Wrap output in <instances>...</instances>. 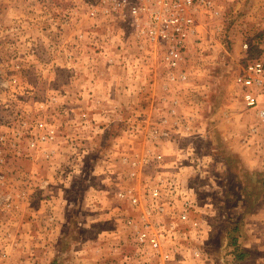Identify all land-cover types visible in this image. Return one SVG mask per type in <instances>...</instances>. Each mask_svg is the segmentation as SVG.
I'll list each match as a JSON object with an SVG mask.
<instances>
[{
    "label": "rangeland",
    "instance_id": "1",
    "mask_svg": "<svg viewBox=\"0 0 264 264\" xmlns=\"http://www.w3.org/2000/svg\"><path fill=\"white\" fill-rule=\"evenodd\" d=\"M215 1L172 68L99 0H0V264H264V1Z\"/></svg>",
    "mask_w": 264,
    "mask_h": 264
},
{
    "label": "built area",
    "instance_id": "2",
    "mask_svg": "<svg viewBox=\"0 0 264 264\" xmlns=\"http://www.w3.org/2000/svg\"><path fill=\"white\" fill-rule=\"evenodd\" d=\"M104 6H111L117 17L127 21L128 30L137 34H146L152 42L167 45L169 52L165 60L170 67H178L182 59V51L190 36L197 33V15L206 12L211 17L221 16V10L215 0H99ZM108 10L104 13L107 14ZM98 10L92 8L90 16L96 17ZM146 18L145 28L140 24ZM248 44L245 45L247 49ZM241 96L244 104L256 112L264 126V61L255 60L248 63L244 74L238 77ZM259 128H252L251 134L256 136ZM53 137V136H52ZM264 148V135L261 137ZM123 195V194H122ZM157 196V192H154ZM136 203V200H134ZM187 219V214L181 216ZM143 234L140 241H144ZM13 264H35L32 261L15 262Z\"/></svg>",
    "mask_w": 264,
    "mask_h": 264
},
{
    "label": "crops",
    "instance_id": "3",
    "mask_svg": "<svg viewBox=\"0 0 264 264\" xmlns=\"http://www.w3.org/2000/svg\"><path fill=\"white\" fill-rule=\"evenodd\" d=\"M264 1V0H263ZM263 5V2H262ZM247 153V152H246ZM243 161L245 163V165L247 166L248 169L254 170L259 172L260 174H262L261 176L264 175V164H263V160H260L258 157L252 156L250 154H245V156H243ZM256 172V173H257ZM261 215L264 216V209L261 212ZM263 219H261V226H263ZM60 226V225H59ZM58 228H54L53 229V234L52 236H54V238H57L59 233H58Z\"/></svg>",
    "mask_w": 264,
    "mask_h": 264
},
{
    "label": "bare ground",
    "instance_id": "4",
    "mask_svg": "<svg viewBox=\"0 0 264 264\" xmlns=\"http://www.w3.org/2000/svg\"><path fill=\"white\" fill-rule=\"evenodd\" d=\"M216 40V39H215Z\"/></svg>",
    "mask_w": 264,
    "mask_h": 264
}]
</instances>
